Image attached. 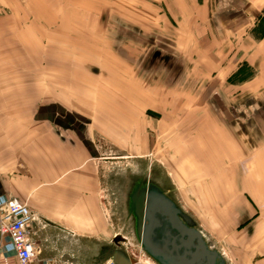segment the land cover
Segmentation results:
<instances>
[{
  "label": "rangeland",
  "instance_id": "1",
  "mask_svg": "<svg viewBox=\"0 0 264 264\" xmlns=\"http://www.w3.org/2000/svg\"><path fill=\"white\" fill-rule=\"evenodd\" d=\"M239 1L6 0V10L0 11V21L7 23L0 25V84L31 86L37 89L38 109L58 101L63 115L81 116L78 130L71 126L63 137L97 151L93 162L101 171L107 234L99 239L101 246L95 238L87 240L86 252L97 255L121 234L132 245L123 240L121 248L136 262L154 264L125 220L123 180L141 173L152 174L169 191L226 255L220 252L227 264H264V246L259 247L264 245V205L233 221L235 235L228 244L227 235L212 232L208 224L217 226L214 221L199 218L204 212L190 185L174 184L164 165L173 163L177 151L207 141V109L230 124L221 113L228 112L221 87L244 82L236 79L245 66L238 42L254 37L257 24L264 22L263 10L256 22L228 28L219 15L249 9L250 1ZM30 19L31 26L8 25Z\"/></svg>",
  "mask_w": 264,
  "mask_h": 264
},
{
  "label": "crops",
  "instance_id": "2",
  "mask_svg": "<svg viewBox=\"0 0 264 264\" xmlns=\"http://www.w3.org/2000/svg\"><path fill=\"white\" fill-rule=\"evenodd\" d=\"M249 1V9L243 12H222L221 21L228 28L256 22L253 19L263 12L264 0ZM5 7L6 0H0V11ZM8 25L27 27L32 20ZM256 27L254 37L238 42L242 45L239 60L245 66L236 79L244 82L221 87L228 110L221 113L230 124L207 109V141L197 140L189 151H177L175 162L164 164L174 184L190 185L204 212L199 218L214 221L217 226L208 224L212 232L227 235L228 244L235 235L233 221L264 205V36H257L264 31V22ZM36 90L31 86L23 90L20 83L0 84V196L27 204L37 217L33 231L42 252L33 264H94L98 254L86 252L85 243H94L95 238L101 246L99 239L107 234L101 171L93 162L97 151L65 140L62 132L69 133L71 126L77 129L82 117L63 115L58 101L38 109ZM26 91L34 93L23 95ZM247 154L250 158L245 160ZM247 196L256 207L246 203ZM244 251L248 256L250 251ZM9 264H18L17 259L11 258Z\"/></svg>",
  "mask_w": 264,
  "mask_h": 264
},
{
  "label": "flooded vegetation",
  "instance_id": "3",
  "mask_svg": "<svg viewBox=\"0 0 264 264\" xmlns=\"http://www.w3.org/2000/svg\"><path fill=\"white\" fill-rule=\"evenodd\" d=\"M125 181V183H124ZM126 189L124 192V207L126 214V221L130 227V232L134 240L138 243L140 250L144 255L150 258L154 264L159 263L152 257L148 251H156L163 264H170L171 258H181L183 256L187 259H192L190 254L195 253V249L199 243L197 236L200 234L203 240L208 245L210 251H218L207 240L204 233L198 228L195 220L185 212L172 195L167 191L161 183H158L155 177L150 175H143L137 173L130 175L123 180ZM159 199L172 202L175 210L169 209L171 215L166 214L163 210L154 211L153 218H147L148 208L150 209V216H152L151 208H159L157 204ZM157 201V202H156ZM151 205V208H150ZM177 210L179 214H176ZM154 226L155 229L151 236L146 237V243L143 244L144 236L147 234L146 228ZM184 226L183 232L181 226ZM115 239L106 246L100 247L98 255L102 253L103 249L108 246L121 247L123 240L127 247L132 246L131 241L117 234ZM220 253V251H218ZM221 254V253H220ZM222 260L218 258L217 264H227L224 256ZM94 259L93 262H95ZM202 264H206L202 263Z\"/></svg>",
  "mask_w": 264,
  "mask_h": 264
},
{
  "label": "built area",
  "instance_id": "4",
  "mask_svg": "<svg viewBox=\"0 0 264 264\" xmlns=\"http://www.w3.org/2000/svg\"><path fill=\"white\" fill-rule=\"evenodd\" d=\"M37 217L27 204L0 196V264L16 258L18 264H33L42 250L35 241ZM104 264H115L112 260Z\"/></svg>",
  "mask_w": 264,
  "mask_h": 264
},
{
  "label": "water",
  "instance_id": "5",
  "mask_svg": "<svg viewBox=\"0 0 264 264\" xmlns=\"http://www.w3.org/2000/svg\"><path fill=\"white\" fill-rule=\"evenodd\" d=\"M157 202V201H156ZM157 204V209L155 208H150L153 210L152 211V216H150V209L148 208V213H147V218L150 217L153 218L154 216V211L156 210H163L166 212V214H170L169 209L175 210V207L172 205V202H168L167 200L163 199H159ZM176 214H179V211L177 210ZM183 228L184 226H181V230L183 232ZM155 227L152 225L149 228H146V232L147 234H145L144 236V241L143 244L146 243V237H150L154 231ZM198 239V243L199 245L194 249H195V253L190 254L191 256V260L187 259V257L183 256L181 258H178V260H176L175 258H171V262L170 264H202L205 263L206 264H217V260L219 259H223L221 257V254L214 250V251H210L208 249V245L207 243H205V241L203 240L202 235L198 234L197 236ZM145 245V244H144ZM149 254L154 257L159 263L163 264L162 261L159 258V253L156 251H148ZM158 253V254H157ZM108 260H112L115 264H140L139 262H136L123 248L121 247H116V246H108L106 248L103 249L102 253L96 258L95 263L94 264H104L106 261Z\"/></svg>",
  "mask_w": 264,
  "mask_h": 264
}]
</instances>
